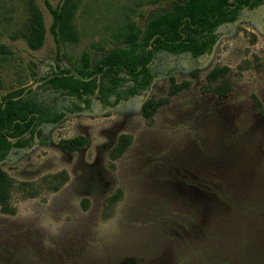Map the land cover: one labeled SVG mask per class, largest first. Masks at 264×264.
<instances>
[{
  "label": "rangeland",
  "instance_id": "1",
  "mask_svg": "<svg viewBox=\"0 0 264 264\" xmlns=\"http://www.w3.org/2000/svg\"><path fill=\"white\" fill-rule=\"evenodd\" d=\"M36 2L47 32L32 50L11 37L23 19L20 0H0V99L37 83L35 100L57 109L70 101L42 88L50 69L73 71L84 54L93 64L169 6L75 0L57 53L52 16ZM220 32L209 54L157 53L146 95L113 108L93 99L89 109L41 124L32 147L12 150L0 167L39 191L14 192L15 212L0 211V264H264V4ZM215 67L227 68L216 81L229 85L225 95L207 79ZM151 98L163 102L146 118ZM121 134L131 142L112 159ZM75 136L88 146L60 148ZM60 173L63 183L50 190L43 178Z\"/></svg>",
  "mask_w": 264,
  "mask_h": 264
},
{
  "label": "trees",
  "instance_id": "2",
  "mask_svg": "<svg viewBox=\"0 0 264 264\" xmlns=\"http://www.w3.org/2000/svg\"><path fill=\"white\" fill-rule=\"evenodd\" d=\"M43 1L52 16L49 30L57 53H60V35L69 32L75 0H63L56 7L48 0ZM20 2L23 19L11 37L20 38L30 49L37 50L44 44L47 32L43 14L36 0ZM262 4L264 0H169L168 8L153 13L143 30L128 31L121 46L109 50L93 64L84 54L81 67L73 71L50 69L41 78L44 90L57 92L69 99L70 105L65 109H57L56 101L51 105L38 103L32 85L7 92L0 99V163L7 159L13 149L32 147L41 124H56L67 113L89 109L93 99L98 100L102 108H113L123 100L146 95L153 83L152 63L157 53H188L193 58L209 54L221 36L222 25L234 23L244 10H253ZM226 70V67H215L207 75L210 84L215 82L211 88L217 95L230 91L226 82L216 83ZM173 85V89H176ZM162 102L152 98L145 101L142 105L143 115L150 118ZM130 142V135L121 134L111 149L110 158L122 155ZM59 144L64 151L83 150L88 146L89 138L75 136L62 139ZM61 174L43 178L49 182L50 190H57L61 186L65 178ZM48 178L50 180L47 181ZM16 191L24 197H34L39 185L17 181L0 167L2 213L15 212L11 199Z\"/></svg>",
  "mask_w": 264,
  "mask_h": 264
},
{
  "label": "water",
  "instance_id": "3",
  "mask_svg": "<svg viewBox=\"0 0 264 264\" xmlns=\"http://www.w3.org/2000/svg\"><path fill=\"white\" fill-rule=\"evenodd\" d=\"M36 84H37V83H35V84H33V85H32V86H33V88L36 86Z\"/></svg>",
  "mask_w": 264,
  "mask_h": 264
}]
</instances>
